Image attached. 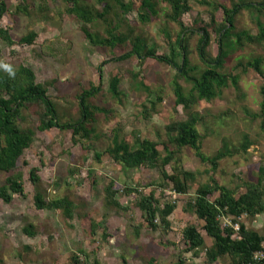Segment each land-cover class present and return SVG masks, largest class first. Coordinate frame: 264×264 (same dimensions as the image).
I'll use <instances>...</instances> for the list:
<instances>
[{"label": "rangeland", "instance_id": "rangeland-1", "mask_svg": "<svg viewBox=\"0 0 264 264\" xmlns=\"http://www.w3.org/2000/svg\"><path fill=\"white\" fill-rule=\"evenodd\" d=\"M5 1L9 12L0 20V25L8 29L14 43L9 45L0 39V68H4V64L28 66L38 82H51L47 93L56 104L61 124L72 123L80 117L78 96L94 85H98V89L87 102L101 110L94 111L87 123L92 129L89 137L76 142L69 127L36 131L35 140L19 160L20 165L23 159L28 162V166H22L25 196L14 194L10 203L0 199V264H72V254H77L87 264H172L179 256H185L194 264H231L228 256L209 263L205 248L199 250L197 256L192 251L186 252L182 230L195 225L203 235L205 246H210L212 241L202 229L203 220L187 205L196 187L210 173L230 188L255 183L260 168H264V120L259 114L260 86L264 79L255 69L246 66L247 62L259 58L264 72V43H247L230 53L220 70L237 74L236 86L229 83L213 98L194 99L190 109L198 118L201 152L212 156L224 150L226 155L219 160L217 169L210 172V164L202 162L193 149L181 148L177 155L182 167L197 173V178L187 194H177L161 176L160 163L128 168L113 162L106 153L116 134L127 142H133L136 137L155 140L163 153V145L170 143L166 124L186 118L184 108L175 104L172 80L177 71L174 66L154 57H147L143 63L134 55L123 60L113 59L128 52L130 40L135 37L155 48L157 55H169L165 32L174 40L179 27L167 20L168 6L159 3L158 13L143 23L136 8L124 14L112 3L108 18L115 21L123 14L125 20L120 31L128 36V41L111 50L88 41L84 25L64 13L62 0H28L25 6L20 0ZM84 1L99 8L98 0ZM209 1L230 8L233 2L240 0ZM189 3L191 9L182 16V21L192 30L185 32V41L189 65L196 67L191 73L198 75L205 65L198 56L199 33L194 28L202 26L209 30L207 51L210 57L218 52L217 34L210 26L211 8L199 0H189ZM116 12H120L119 15L116 16ZM222 14V9L215 12L216 24L222 21ZM259 17L264 22V15ZM234 20L235 32L247 30L256 34V13L243 8ZM102 25L99 22L97 28L90 31L102 35ZM31 31L37 34L34 43L18 42ZM115 71L121 72L119 97H113L109 91V80ZM178 81L187 93L191 87L189 82L182 77ZM157 97L160 100L157 101ZM33 111V108L24 111V115L30 116ZM32 167L39 168L36 183L29 179L28 170ZM165 169L171 172L169 165ZM4 178L5 173L0 172V184ZM111 180L119 190L116 198L129 209H113L104 204V187ZM124 187L137 188L143 195L153 192L159 208L166 203L174 205L168 216L170 229L166 234L161 229L148 227L145 213L135 204L138 194L124 193ZM35 192L43 194L47 200L64 196L73 200L76 208L69 221L72 227L65 222L61 210L37 209L33 199ZM240 220L264 235V212L254 217L243 215ZM91 222L97 224L94 235L89 229ZM226 223H229L227 218L223 220V224ZM29 226L34 235L24 232L23 228ZM234 228L237 229L236 224ZM104 232L109 234L106 239Z\"/></svg>", "mask_w": 264, "mask_h": 264}, {"label": "trees", "instance_id": "trees-1", "mask_svg": "<svg viewBox=\"0 0 264 264\" xmlns=\"http://www.w3.org/2000/svg\"><path fill=\"white\" fill-rule=\"evenodd\" d=\"M20 1L25 6L28 0ZM62 2L65 4L64 13L75 17L84 25L83 32L92 45L111 50L128 41V36L120 31L121 23L125 20L123 14L118 16L115 21L108 18L113 4L118 6L124 14L136 8L137 16L143 23L158 13L159 3H165L168 6V12L165 14L167 20L176 23L179 27L174 40L169 32H165V43L168 46L169 55H157L155 48L148 47L144 40L135 37L130 40V50L113 59L123 60L134 55L139 63H143L147 57H154L160 62L174 66L177 71L172 80L175 104L184 108L187 114L186 118L166 124V131L170 134V143L163 145V153L159 150V143L155 140L136 137L133 142H127L117 134L112 139L111 146L107 148L106 153L113 162L128 168L152 167L156 163H160L161 176L172 185L173 191L177 194H187L197 178V173L182 167L181 158L177 155L179 150L184 147L193 149L202 162L210 164V172L217 169L219 160L226 155L224 150L218 151L212 156H206L201 152L202 139L197 129L198 118L190 108L195 98L210 99L219 94L229 83L237 85V74L225 73L220 69L234 48H243L247 43L258 45L264 43V22L259 17L264 15V0H240L233 2L230 8L217 2L199 0L201 4L211 8L210 26L217 34L218 52L215 57L209 56L207 51L210 44L209 30L194 25V31L199 33L198 56L205 65L198 75L191 73L196 67L189 65L185 41L187 34L185 32L189 31L188 33H190L192 30L182 21V16L191 9L189 0H137V6L135 0L126 2L98 0L99 8L90 6L84 0H62ZM243 8L256 13V34L247 30L234 31V18ZM219 9H222L223 12L222 21L216 24L215 12ZM8 12L6 1L0 0V20ZM119 13L116 12L115 15L117 16ZM99 22L103 24L102 35L90 31L96 29ZM36 37V32L31 31L22 36L18 42L30 45L34 43ZM0 39L9 45L14 43L8 29L1 25ZM176 60H179L178 63ZM260 63L261 60L255 58L252 62H247L246 66L255 69L264 79ZM11 67L14 75L9 74L7 69L0 68V172L5 173L3 183L0 184V199L5 203H10L14 194L25 196L22 166H28V162L23 159L22 165H20L19 160L35 140L36 131L45 132L58 127H69L72 130V139L76 142L77 139L89 137L92 129L87 127V123L92 119L94 111L101 110L87 102V99L98 89V85H94L90 89L82 91L78 96L80 117L72 123L61 124L56 104L47 93L48 85L51 82H38L34 71L28 66ZM179 77L189 82L191 87L187 93L179 83ZM120 80L121 72L115 71L111 74L109 91L113 97H119L121 93L119 90ZM141 85H144L143 82ZM260 93L262 98L259 114L264 120V82L260 86ZM158 100H160L159 97H157ZM154 105L152 103V107ZM31 108L34 111L30 116H25L24 111L27 112ZM143 111L148 112L147 108H144ZM96 156L99 157V154ZM167 165L170 166L171 172H167L165 169ZM28 171L29 179L36 183L39 180V168L32 167ZM122 191L127 194L131 192L138 194L139 198L135 204L145 213V219L150 229H161L163 234L169 231L168 216L174 209L173 204L166 203L163 208H159L156 205L158 201L153 192L143 195L133 187H124ZM118 192L115 182L111 180L104 187V204L113 209H129L116 198ZM33 199L37 209L61 210L65 222L72 227L69 221L73 219L76 208L73 200L66 196L47 200L43 194L38 192H35ZM187 205L198 219L203 220L202 229L212 243L206 247L203 235L198 228L192 224L188 225L182 230L186 252L192 251V254L197 256L199 250L205 248L206 259L209 263L228 256L231 264H264V235L248 228L240 220L243 215L254 217L264 212L263 167L260 168L257 182H247L233 188L220 183L218 178L210 173L207 179L196 187L194 195ZM157 218L159 223H157ZM226 218L229 219V223L223 224V220ZM234 224L237 225V229L234 228ZM96 228L95 222L89 223L91 234L96 233ZM23 229L24 232L34 235L30 226ZM108 236V233H103L104 239ZM80 253L83 254L82 251ZM257 254H262V257H257ZM70 261L72 264H87L84 260H80L77 254H72ZM172 264L194 263L185 256H179Z\"/></svg>", "mask_w": 264, "mask_h": 264}, {"label": "clouds", "instance_id": "clouds-1", "mask_svg": "<svg viewBox=\"0 0 264 264\" xmlns=\"http://www.w3.org/2000/svg\"><path fill=\"white\" fill-rule=\"evenodd\" d=\"M3 67L8 70L9 74L14 75V71L10 65L4 64Z\"/></svg>", "mask_w": 264, "mask_h": 264}, {"label": "built area", "instance_id": "built-area-1", "mask_svg": "<svg viewBox=\"0 0 264 264\" xmlns=\"http://www.w3.org/2000/svg\"><path fill=\"white\" fill-rule=\"evenodd\" d=\"M257 257H262V254H257Z\"/></svg>", "mask_w": 264, "mask_h": 264}]
</instances>
